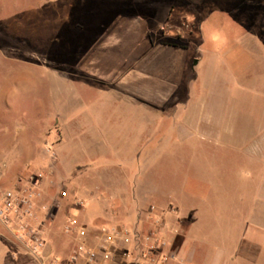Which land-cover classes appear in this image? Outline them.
Segmentation results:
<instances>
[{"label": "rangeland", "instance_id": "obj_1", "mask_svg": "<svg viewBox=\"0 0 264 264\" xmlns=\"http://www.w3.org/2000/svg\"><path fill=\"white\" fill-rule=\"evenodd\" d=\"M190 2V7L174 5L163 30L177 41L174 32L191 37L188 45L196 60L186 96L191 102L171 107L170 115H149L152 121L140 138L134 136L144 121L126 108L93 105V111L101 110L94 122L78 116L86 118L82 125L114 135L112 150L101 155L100 163L123 159L128 169L109 175L145 184L140 187L143 212L150 214L147 228L139 232L158 231L156 223H164L160 206L175 203L185 217L196 218L189 233L194 257L187 264H264V0ZM132 4L0 0V193L15 185H36L40 217L49 213L47 242L57 245L48 253L60 252L56 255L61 258L74 245L63 231L69 217L87 227L93 243L97 229L108 226L106 219H86L93 210L90 196L99 191L89 182L107 171L92 169L96 159L88 155L68 153L69 139L57 122L59 106L74 118L78 100L90 105L96 88L81 87L73 72L65 79L57 72L63 67L73 71L79 52L119 14H142L133 8L126 11ZM136 144L141 147L138 169L131 153ZM130 188L125 184L107 189L125 193ZM126 219L114 225L130 229ZM4 235L0 228V245L7 247ZM247 235L260 246L246 241ZM158 236L167 239L161 230ZM183 237V232L174 234L165 249L176 255ZM134 245L130 237L118 238L115 259L137 263ZM8 258L4 262H35L26 253Z\"/></svg>", "mask_w": 264, "mask_h": 264}, {"label": "crops", "instance_id": "obj_2", "mask_svg": "<svg viewBox=\"0 0 264 264\" xmlns=\"http://www.w3.org/2000/svg\"><path fill=\"white\" fill-rule=\"evenodd\" d=\"M188 2L190 0H133L131 7H125L126 11L138 9L142 11V14H119L109 25L103 26L101 31L91 38L90 44L79 52L73 71L63 67L57 72L59 79H65L67 74L73 72L81 87L90 85L97 90L96 98L90 105L83 100H78L76 104L78 111L75 110L74 118H71L62 106H59L57 112V122L61 133L65 139H69L67 152L76 157L88 155L90 159H96L95 167L92 169L107 171L104 172L105 174L97 173V177H93L89 182L99 187V191L90 196V208L93 210L86 216L88 221L96 218L106 219L109 226H116L114 223L124 217L127 218L126 221L130 223L132 228L130 229L133 231L147 228L146 217L150 212L148 210L143 212L144 189L140 188L143 185L145 187V184L142 185L136 178L131 179V182L126 179L117 181L111 172L109 175L108 171L111 170L113 172L128 169L123 159L111 164L100 163L101 155L110 148L112 150L110 143L114 135L111 131L100 127L90 129L82 125L86 118H79V116L84 115L90 122H94V118L101 114L99 113L101 110L93 111L91 109L93 105L102 110L107 107L115 108V110L126 108L144 121L134 136L140 138L144 137L146 123L152 121L149 115L153 118L170 115L171 107L191 102L186 98L193 81V66L196 62L195 55L188 45L191 37H180L174 32L178 38L177 41L170 31L163 30V26L173 14L174 5L182 3L190 7L192 2L190 4ZM169 26L176 28V26ZM65 106L63 103V107ZM134 148L131 153L135 155V158L133 159V156L132 159L136 162L134 169H138L137 159L141 147L136 144ZM76 182L80 184L82 181L77 179ZM125 184L131 186L129 190H125V193L111 192L107 189L108 186H124ZM118 205L121 210L117 207ZM107 207H110L109 211ZM123 208L127 211L123 212ZM160 209L164 223L160 225L156 223L159 226L157 230H161L167 236L168 244L172 243L174 234L183 232L181 248L175 255V261L176 264L190 263L194 257V249L191 247L194 239L189 236V233L193 230L195 216L185 217L182 208L167 201L160 206ZM5 232L7 236L1 237L7 239L8 245L7 247L0 245V264H35L34 262L17 263L13 260L4 262L8 255L13 259L22 253L28 254L23 245L15 241L7 231ZM245 240L259 245L252 235H247ZM56 247L57 245L53 246L47 242L45 252H55ZM115 252L106 264H146L139 256H137V263L129 258L117 260ZM58 253L60 254L56 252ZM137 255H139L138 250Z\"/></svg>", "mask_w": 264, "mask_h": 264}, {"label": "built area", "instance_id": "obj_3", "mask_svg": "<svg viewBox=\"0 0 264 264\" xmlns=\"http://www.w3.org/2000/svg\"><path fill=\"white\" fill-rule=\"evenodd\" d=\"M36 198L33 183L15 185L0 193V228L35 257V264H106L113 255L116 240L128 237H132L140 259L146 264H176L175 255L165 249L167 242L158 236V231L141 233L125 226L104 225L97 229V242L93 243L87 227L78 224L73 216L63 228L64 233L74 240L67 257L46 253L45 221L49 219V213L40 217ZM76 204L84 206L82 201Z\"/></svg>", "mask_w": 264, "mask_h": 264}, {"label": "water", "instance_id": "obj_4", "mask_svg": "<svg viewBox=\"0 0 264 264\" xmlns=\"http://www.w3.org/2000/svg\"><path fill=\"white\" fill-rule=\"evenodd\" d=\"M30 264H32V263H30Z\"/></svg>", "mask_w": 264, "mask_h": 264}]
</instances>
